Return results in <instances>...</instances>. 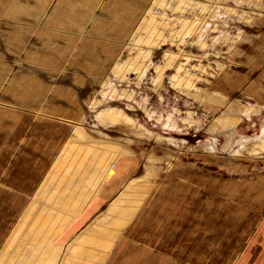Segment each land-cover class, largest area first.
Returning a JSON list of instances; mask_svg holds the SVG:
<instances>
[{
    "label": "rangeland",
    "instance_id": "rangeland-1",
    "mask_svg": "<svg viewBox=\"0 0 264 264\" xmlns=\"http://www.w3.org/2000/svg\"><path fill=\"white\" fill-rule=\"evenodd\" d=\"M56 1L0 0V264H133L264 190V0Z\"/></svg>",
    "mask_w": 264,
    "mask_h": 264
},
{
    "label": "crops",
    "instance_id": "crops-1",
    "mask_svg": "<svg viewBox=\"0 0 264 264\" xmlns=\"http://www.w3.org/2000/svg\"><path fill=\"white\" fill-rule=\"evenodd\" d=\"M71 1L57 0L51 15L37 18L38 24L53 26L52 29L58 30L55 24H60L59 20L63 15V10L59 9V6L72 5ZM92 2L89 1L86 7L93 6ZM41 4L39 1L34 3L24 1L21 6L29 7V11L36 14V11L42 12ZM74 20L77 21L75 18ZM24 21L21 22L22 25L26 23ZM10 25L16 23L12 21ZM257 177L260 181H264V175ZM243 203L244 205L233 206L227 217L223 216L226 224L214 226L211 230L207 227L209 220H205L200 224V228L192 225L184 227L185 230L182 229L181 232H174V229L168 226L167 218L163 222L152 224L154 228L148 234L141 233L140 229V234L135 238L136 245L132 247L134 248L133 264H151V262L153 264H220L219 261L222 262L221 264H264V190L257 191L253 195L248 193ZM262 205L259 218H256L257 222L254 224L253 211ZM245 215H249L250 219L244 225L242 222ZM218 229L220 230L217 233ZM211 231L217 233L213 241L209 236ZM122 248L123 244L119 250Z\"/></svg>",
    "mask_w": 264,
    "mask_h": 264
},
{
    "label": "bare ground",
    "instance_id": "bare-ground-1",
    "mask_svg": "<svg viewBox=\"0 0 264 264\" xmlns=\"http://www.w3.org/2000/svg\"><path fill=\"white\" fill-rule=\"evenodd\" d=\"M117 74H118V72H117ZM99 118H100L101 121H103L104 123H108V125H111V126H114L117 122H121V121L125 122L126 124H132L133 123V120L131 118H129L126 114H122L120 110L115 109V108L114 109H107V110L102 111L101 114L99 115ZM206 144L208 146L212 147V145L209 143V141H207ZM97 245H98V242H97ZM99 247H103L100 252H107V250L109 248L106 241H105V245L104 244L103 245L100 244V245L97 246V249ZM89 251H94V249L93 250L90 249ZM91 253H93V252H88V254L85 255L86 258H85L84 255H82L81 259H83L85 261L81 262L80 264H87V260L88 261L91 260L93 262V260L90 257ZM67 261H68V259L65 258V263L66 264H68ZM77 264H78V262H77Z\"/></svg>",
    "mask_w": 264,
    "mask_h": 264
}]
</instances>
